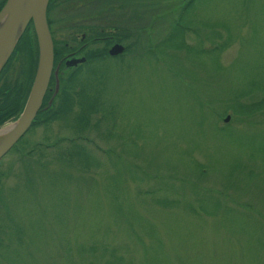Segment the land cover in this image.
Instances as JSON below:
<instances>
[{
  "label": "rangeland",
  "instance_id": "rangeland-1",
  "mask_svg": "<svg viewBox=\"0 0 264 264\" xmlns=\"http://www.w3.org/2000/svg\"><path fill=\"white\" fill-rule=\"evenodd\" d=\"M133 3L134 50L79 79L97 128L39 125L0 159V264H264V0H197L177 39L189 48L160 50L176 17L145 8L168 0ZM29 24L10 81L30 78ZM78 145L98 165L71 160Z\"/></svg>",
  "mask_w": 264,
  "mask_h": 264
},
{
  "label": "flooded vegetation",
  "instance_id": "flooded-vegetation-1",
  "mask_svg": "<svg viewBox=\"0 0 264 264\" xmlns=\"http://www.w3.org/2000/svg\"><path fill=\"white\" fill-rule=\"evenodd\" d=\"M49 1L46 19L53 43V65L39 111L51 106L55 101L60 90L61 78L81 76L88 64L108 56L114 58L130 55L134 50L135 42L132 40L136 31L134 0ZM196 1L168 0L169 3H166L163 8L147 7L145 10H149L150 14L154 15L152 17L174 16L177 18L190 12ZM5 2L6 0H0V9ZM111 16L115 17L111 19ZM29 25L32 26L31 23ZM145 29L144 26H139L138 32H143ZM115 44L122 45L123 50L116 55H111L109 49ZM37 57L38 49L36 63ZM36 116L34 123L38 121Z\"/></svg>",
  "mask_w": 264,
  "mask_h": 264
},
{
  "label": "trees",
  "instance_id": "trees-1",
  "mask_svg": "<svg viewBox=\"0 0 264 264\" xmlns=\"http://www.w3.org/2000/svg\"><path fill=\"white\" fill-rule=\"evenodd\" d=\"M50 2V1H49ZM49 4V3H48ZM183 16L175 18L173 22V26L169 29L167 34L154 46L157 50L159 49H165V48H175V47H181L188 49L189 46H186L185 41L181 40L178 41L177 39H181V36L184 34L185 27L181 25V21L183 20ZM32 29V26L30 27ZM29 28H26V32ZM24 33L20 37L19 41L17 42V45L15 46V49L13 50L11 56L3 66V68L0 71V125L5 123L6 121L10 119H16L20 112L22 111V108L24 106V103L26 101V97L28 95L30 86L32 84L35 70H36V60L34 62V66L32 67V71L30 73V78L25 83L20 81H10L7 78H5V71L8 67V64L15 53V50L17 49L18 45L20 44L21 40L24 38ZM34 54L35 57L37 55V41L36 36H34ZM176 43V44H175ZM25 44L27 45V41L25 40ZM81 76H73L71 78H61L60 82V90L58 92V95L53 101L52 105L41 109L37 116L35 123H32V127H37L39 125H47L49 123L58 121V120H64L65 118H69L70 123V129L73 130V133H79L81 131H85L88 128L89 129H96L97 124L100 121V118L96 119L94 121V124L91 123V118L94 114L97 113L96 103L94 96L87 92L85 89V85L80 82ZM224 103V102H223ZM252 103V104H251ZM251 103H244L241 101H236L234 104V111L238 112L239 114H244L247 112H252L253 110L259 109L263 103L262 100L259 102H251ZM227 106V105H226ZM228 108H225V110L219 114V117L224 112L228 111ZM97 110V111H96ZM108 133V131L106 132ZM110 135V133H108ZM106 135V137H109V135ZM77 137H81L82 139H86L88 141L87 137H83L82 135L78 134L75 136H70L67 138L61 137L57 139L54 142V145L59 144V141L68 140L69 142H72V140ZM47 145V144H46ZM48 146V145H47ZM69 148V147H68ZM35 151H38V153L43 156V152L41 149H37L35 147ZM70 158L71 160H75L81 163L83 168H87L93 164L98 165V162L91 156V154L85 153L83 150V147L77 146L74 150L70 149ZM66 153L64 151V157ZM147 175V173H145ZM2 177V174L0 173V178ZM145 192H148L154 197V201L157 204L165 205L167 202H171L172 200H169L167 197H164L161 195H156L157 191L154 189L146 190ZM175 199V198H174Z\"/></svg>",
  "mask_w": 264,
  "mask_h": 264
},
{
  "label": "water",
  "instance_id": "water-1",
  "mask_svg": "<svg viewBox=\"0 0 264 264\" xmlns=\"http://www.w3.org/2000/svg\"><path fill=\"white\" fill-rule=\"evenodd\" d=\"M48 3L49 0H6L0 9V71L29 23L32 24L38 49L34 78L22 111L15 119L12 129L0 140V159L30 128L47 90L53 65V43L46 19ZM22 6L24 16L21 15ZM122 50V45L115 44L109 49V54L116 55ZM57 89L58 84L55 90ZM229 118L227 115L224 121L227 122Z\"/></svg>",
  "mask_w": 264,
  "mask_h": 264
},
{
  "label": "bare ground",
  "instance_id": "bare-ground-1",
  "mask_svg": "<svg viewBox=\"0 0 264 264\" xmlns=\"http://www.w3.org/2000/svg\"><path fill=\"white\" fill-rule=\"evenodd\" d=\"M24 6L21 7V15L24 16ZM15 123H10V124H7L5 126H3L1 129H0V140L7 134L8 131H10L12 129V127L14 126Z\"/></svg>",
  "mask_w": 264,
  "mask_h": 264
}]
</instances>
